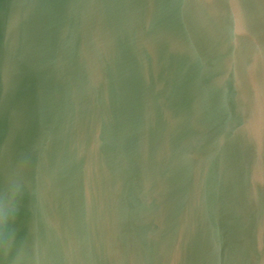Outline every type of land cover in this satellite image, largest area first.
<instances>
[{"label":"water","instance_id":"water-1","mask_svg":"<svg viewBox=\"0 0 264 264\" xmlns=\"http://www.w3.org/2000/svg\"><path fill=\"white\" fill-rule=\"evenodd\" d=\"M4 213L0 264H264V0H0Z\"/></svg>","mask_w":264,"mask_h":264},{"label":"clouds","instance_id":"clouds-1","mask_svg":"<svg viewBox=\"0 0 264 264\" xmlns=\"http://www.w3.org/2000/svg\"><path fill=\"white\" fill-rule=\"evenodd\" d=\"M0 232H2V239H0V251L7 257L12 247L16 243L14 231L9 226V221L6 214H3V225L0 227Z\"/></svg>","mask_w":264,"mask_h":264}]
</instances>
